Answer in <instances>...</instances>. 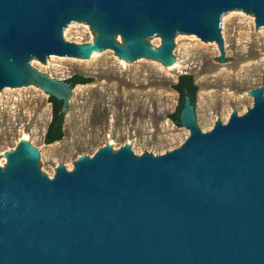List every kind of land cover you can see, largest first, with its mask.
<instances>
[{"label": "water", "instance_id": "95a60500", "mask_svg": "<svg viewBox=\"0 0 264 264\" xmlns=\"http://www.w3.org/2000/svg\"><path fill=\"white\" fill-rule=\"evenodd\" d=\"M235 15L264 32V0H0V94L38 89L68 116L76 90L37 62L114 53L175 72L187 37L217 46L228 66ZM249 95L246 113L207 132L185 97L180 147L154 156L106 144L52 178L21 139L0 160V264H264V86Z\"/></svg>", "mask_w": 264, "mask_h": 264}, {"label": "rangeland", "instance_id": "374dc122", "mask_svg": "<svg viewBox=\"0 0 264 264\" xmlns=\"http://www.w3.org/2000/svg\"><path fill=\"white\" fill-rule=\"evenodd\" d=\"M228 66L219 60L217 46L187 37L177 46L175 72L154 62L127 65L114 53L91 64L62 59L37 62L33 68L65 81L73 75L92 82L75 85L78 103L65 115L64 137L44 143L51 119V103L43 91L0 94V160L27 136L45 155L52 178L58 165L73 170L80 156H92L110 144L116 150L130 145L139 155L154 156L180 147L189 133L169 118L179 107L172 89L178 77L193 76L197 105L205 132L216 120L226 123L231 112L242 115L253 105L249 93L264 86V32L255 20L235 15L226 22ZM124 64V65H123ZM69 106V104H68ZM68 111V110H67Z\"/></svg>", "mask_w": 264, "mask_h": 264}, {"label": "trees", "instance_id": "16d2710c", "mask_svg": "<svg viewBox=\"0 0 264 264\" xmlns=\"http://www.w3.org/2000/svg\"><path fill=\"white\" fill-rule=\"evenodd\" d=\"M65 82L69 83L73 88L78 84H89L92 82V79L82 75H73L69 79H66ZM171 87L178 94L180 105L173 114L169 115V118H171L172 121L178 124L179 111L181 109L183 99L185 97H189L191 103L195 105L198 86L195 84L192 75L184 74L179 76L177 81L172 84ZM49 102L51 103V119L47 125L43 138L45 144L58 142L64 137V121L66 113L61 112L62 101L57 100L53 97H49Z\"/></svg>", "mask_w": 264, "mask_h": 264}, {"label": "bare ground", "instance_id": "6f19581e", "mask_svg": "<svg viewBox=\"0 0 264 264\" xmlns=\"http://www.w3.org/2000/svg\"><path fill=\"white\" fill-rule=\"evenodd\" d=\"M122 62H123V61H122ZM123 63H124V62H123ZM123 65H124V64H123ZM23 140H28V139H27V136L23 137Z\"/></svg>", "mask_w": 264, "mask_h": 264}, {"label": "flooded vegetation", "instance_id": "af4514ba", "mask_svg": "<svg viewBox=\"0 0 264 264\" xmlns=\"http://www.w3.org/2000/svg\"><path fill=\"white\" fill-rule=\"evenodd\" d=\"M78 85H81V84H78ZM179 105H180V99H179ZM179 124V123H178Z\"/></svg>", "mask_w": 264, "mask_h": 264}]
</instances>
